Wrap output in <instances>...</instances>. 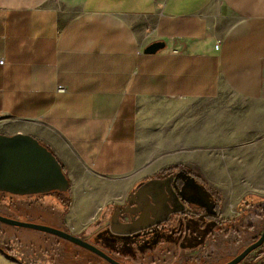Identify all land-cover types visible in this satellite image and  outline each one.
Instances as JSON below:
<instances>
[{
  "label": "crops",
  "instance_id": "obj_1",
  "mask_svg": "<svg viewBox=\"0 0 264 264\" xmlns=\"http://www.w3.org/2000/svg\"><path fill=\"white\" fill-rule=\"evenodd\" d=\"M0 60V134L51 151L71 202L61 215L44 198L64 193L0 192L6 217L57 222L132 264H222L256 237L264 0H0ZM173 168L194 177L185 196L171 197ZM44 238L0 224V254L34 259Z\"/></svg>",
  "mask_w": 264,
  "mask_h": 264
},
{
  "label": "water",
  "instance_id": "obj_2",
  "mask_svg": "<svg viewBox=\"0 0 264 264\" xmlns=\"http://www.w3.org/2000/svg\"><path fill=\"white\" fill-rule=\"evenodd\" d=\"M164 43L150 45L144 54H156L164 48ZM69 179L62 166L45 146L35 138L23 135L0 134V192L17 197H28L49 193H67ZM0 224L42 232L64 239L87 250L108 264H120L92 244L76 238L70 233L28 222L13 220L0 215ZM264 245V230L259 239L246 247L239 255L225 264H241L251 253Z\"/></svg>",
  "mask_w": 264,
  "mask_h": 264
},
{
  "label": "rangeland",
  "instance_id": "obj_3",
  "mask_svg": "<svg viewBox=\"0 0 264 264\" xmlns=\"http://www.w3.org/2000/svg\"><path fill=\"white\" fill-rule=\"evenodd\" d=\"M92 183H96L91 181ZM66 194V193H65ZM46 201H48V205L50 206V208H54L55 211H58L61 215H64V209L63 206L61 205V203H58L56 201V199L52 198V196H48L44 198ZM67 200V198L65 199ZM4 213L0 212L1 216L6 217V215ZM96 216H93L92 218H95ZM8 218V217H7ZM17 220L24 222L22 220H24V217H21L19 215H17ZM60 223V222H59ZM32 224H36V225H41V226H45V227H49L55 230H59V231H63L66 233H69L68 231H66V229L64 227H62L60 224H58L57 222H53V221H45L43 220V222L41 220H38L36 222H33ZM13 228V227H12ZM15 229V228H14ZM23 231H27L30 233H36L38 235H42L45 238L44 239H35L34 243H33V247H32V251L37 253L33 258H26L25 256L22 258L21 256H19L18 258L16 257V253L13 252L12 253V257H10L12 260H17L20 262V264H106L101 262L97 257H89L87 256V252L86 250L64 240L58 237H54L52 235H48L42 232H34L32 230H28V229H22ZM264 230V220L263 222L260 224L257 235L255 238L253 239H248L243 243L242 249L239 251L241 252L246 246L252 244V242L258 238L259 236H261L262 232ZM76 238L85 241L84 239H82V237H78L75 236ZM28 241H31L30 239L27 238ZM25 243V241H22ZM86 242V241H85ZM24 243L19 244L20 247H22L24 245ZM11 245V244H10ZM11 246H9L8 248H10ZM10 250H8L9 252ZM224 251V250H223ZM222 251V252H223ZM227 254H231V251H224V253ZM238 252V253H239ZM90 254V253H89ZM92 255V254H90ZM237 255V254H236ZM236 255H232V257H235ZM93 256V255H92ZM217 256L222 257L225 256L223 254H218ZM228 257V256H227ZM8 259L6 257H4L2 254H0V264H17L15 262H13L11 259ZM34 260V261H33ZM35 260H41V261H35ZM228 260V258H227ZM31 261V262H30ZM120 264H132L131 262L125 261V260H119ZM19 264V263H18ZM188 264H197L194 262H190ZM246 264H264V259H256L255 258V254H252L250 256L249 259H247Z\"/></svg>",
  "mask_w": 264,
  "mask_h": 264
},
{
  "label": "flooded vegetation",
  "instance_id": "obj_4",
  "mask_svg": "<svg viewBox=\"0 0 264 264\" xmlns=\"http://www.w3.org/2000/svg\"><path fill=\"white\" fill-rule=\"evenodd\" d=\"M8 124H4V126L2 127H6ZM168 176H171L172 177V183H173V189H171V197L173 198V196L175 195L174 194V191L178 194V196H182L181 193L185 196L186 194H184V191L183 188L184 187H187L189 186V183L192 179H194V177L186 170V169H176V170H173V171H170L168 173ZM163 178H166V176L164 177H161V179ZM156 196V195H155ZM139 222V221H138ZM171 233L166 230H164V228H159L156 230L155 232V237H158V239H170L171 237ZM156 242V239L155 241H152L151 243L145 245L144 243L142 244V246L140 245L139 246V251H143V250H148L150 249L151 247H153V244ZM96 247V246H95ZM248 247V246H247ZM99 249V248H98ZM101 250V249H100ZM87 251V250H86ZM102 252H104L106 255H108L109 257H111L112 259H114L116 262L120 263L119 260H123L121 257H116L114 255H112L111 253H108V252H105L103 250H101ZM89 252V251H87ZM92 255H90V254ZM87 253V256H89L90 258L92 257H97L96 255H94L93 253L89 252ZM252 254V253H251ZM239 255V254H238ZM94 257V258H95ZM236 257V256H235ZM101 262L103 263H106L108 264L107 262H105L104 260L100 259L99 257H97ZM231 261V260H230Z\"/></svg>",
  "mask_w": 264,
  "mask_h": 264
},
{
  "label": "trees",
  "instance_id": "obj_5",
  "mask_svg": "<svg viewBox=\"0 0 264 264\" xmlns=\"http://www.w3.org/2000/svg\"><path fill=\"white\" fill-rule=\"evenodd\" d=\"M61 166H62V164H61ZM178 169V168H177ZM173 170H176V168H173V169H170L168 172H170V171H173ZM62 171H63V173H64V175L67 177V175H66V171H65V169H64V167L62 166ZM63 194V193H62ZM65 194V193H64ZM66 196V198H67V200H61V203H62V206L64 207V210L65 211H68L69 209H70V206H71V202H70V192L68 191L66 194H65ZM65 198V199H66ZM260 237V236H259ZM259 237L258 238H256L252 243H254V242H256L258 239H259ZM249 246V245H248ZM247 247V246H246ZM245 247V248H246ZM244 248V249H245ZM243 249V250H244ZM242 250V251H243ZM241 251V252H242ZM241 252H239L238 254H240ZM237 254V255H238ZM252 254H255V258L256 259H264V245L263 246H261L259 249H257L256 251H254ZM252 254H250L241 264H246V261H247V259H249L250 258V256L252 255ZM236 255V256H237ZM234 257H232V258H230V259H228L227 261H225L224 263H222V264H225V263H227V262H229L230 260H232Z\"/></svg>",
  "mask_w": 264,
  "mask_h": 264
},
{
  "label": "built area",
  "instance_id": "obj_6",
  "mask_svg": "<svg viewBox=\"0 0 264 264\" xmlns=\"http://www.w3.org/2000/svg\"><path fill=\"white\" fill-rule=\"evenodd\" d=\"M0 65H4V61L3 60H0ZM60 91L62 89H59ZM3 120H5V118L3 116L0 117V122H2Z\"/></svg>",
  "mask_w": 264,
  "mask_h": 264
}]
</instances>
